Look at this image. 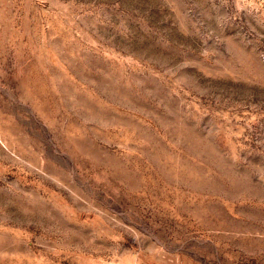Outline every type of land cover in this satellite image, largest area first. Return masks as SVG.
Instances as JSON below:
<instances>
[{
    "label": "rangeland",
    "instance_id": "374dc122",
    "mask_svg": "<svg viewBox=\"0 0 264 264\" xmlns=\"http://www.w3.org/2000/svg\"><path fill=\"white\" fill-rule=\"evenodd\" d=\"M0 264H264V0H0Z\"/></svg>",
    "mask_w": 264,
    "mask_h": 264
}]
</instances>
